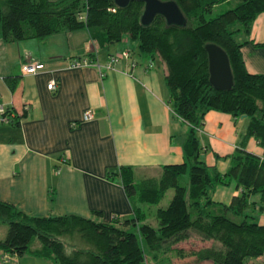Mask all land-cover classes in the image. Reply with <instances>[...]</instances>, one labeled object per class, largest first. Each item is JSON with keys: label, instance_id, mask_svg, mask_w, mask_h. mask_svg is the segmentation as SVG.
Listing matches in <instances>:
<instances>
[{"label": "trees", "instance_id": "16d2710c", "mask_svg": "<svg viewBox=\"0 0 264 264\" xmlns=\"http://www.w3.org/2000/svg\"><path fill=\"white\" fill-rule=\"evenodd\" d=\"M174 1L185 14L186 25L169 23L161 14L144 24L141 1L120 7L115 0H0V39L5 42L43 40L81 28L90 31L98 47L126 35L136 40L143 54L166 65L169 102L190 127L183 142V163L165 165L161 177L140 183L135 182L132 169L120 172L135 205L157 206V224L146 221L137 210L132 218L107 223L75 214L29 215L0 200V222L8 226L0 249L6 254L14 257L32 250L56 264H159L167 258L173 264L178 259L181 264H251L246 258L264 256V224L253 200L254 195L264 200V160L241 148L221 173L203 159L205 148L198 135L205 114L217 110L234 117L247 115V136L264 146V74L247 70L241 49L248 40L239 38L243 32L250 34L255 18L264 13V0H240L216 16L211 15L214 7L228 0ZM83 15L85 20L80 19ZM208 43L218 44L229 55L234 74L230 90H218L210 83ZM12 115L8 109L6 116ZM11 120L19 124L18 119ZM233 180L240 193L231 203L214 201L216 186ZM170 188L174 196L163 207L160 204ZM192 238L202 244L179 245ZM35 242L40 246L33 249Z\"/></svg>", "mask_w": 264, "mask_h": 264}, {"label": "crops", "instance_id": "0c3cea01", "mask_svg": "<svg viewBox=\"0 0 264 264\" xmlns=\"http://www.w3.org/2000/svg\"><path fill=\"white\" fill-rule=\"evenodd\" d=\"M239 38L248 40L241 49L247 70L264 74V13L255 18L250 34L243 32ZM121 41L125 44L98 47L87 28L43 40L0 39V103L19 121L0 128V200L29 215L75 214L107 223L132 218L137 210L154 224L157 206L135 205L120 172L132 169L135 182L140 183L159 178L165 165L183 163V142L190 127L169 102L166 65L143 54L136 40L123 37ZM124 50H130L132 57L107 70L110 56ZM81 58L94 64L71 67ZM30 60L43 63L44 68L23 73V63ZM53 80L57 85L50 89ZM90 109L95 116L84 121ZM249 123L248 117L208 111L198 132L206 163L225 173L230 157L241 148L264 160V146L247 136ZM239 193L236 181L219 184L213 200L230 204ZM253 200L264 224V200L260 195ZM4 225L0 239L8 231ZM193 243L201 241L192 238L179 245ZM39 246L35 242L33 249ZM5 254L0 249V264H56L32 250L10 261L3 259Z\"/></svg>", "mask_w": 264, "mask_h": 264}, {"label": "water", "instance_id": "95a60500", "mask_svg": "<svg viewBox=\"0 0 264 264\" xmlns=\"http://www.w3.org/2000/svg\"><path fill=\"white\" fill-rule=\"evenodd\" d=\"M131 1L144 3L141 18L144 24L151 23L158 14L163 15L169 23H187L185 14L174 0H115L120 7H126ZM206 50L209 55L210 83L218 90H230L234 85V74L228 53L216 43H208Z\"/></svg>", "mask_w": 264, "mask_h": 264}, {"label": "built area", "instance_id": "2783aa9c", "mask_svg": "<svg viewBox=\"0 0 264 264\" xmlns=\"http://www.w3.org/2000/svg\"><path fill=\"white\" fill-rule=\"evenodd\" d=\"M80 19L85 20L86 16H80ZM132 57V52L130 50H124L121 52V54H113L110 56L109 58V63L107 65V70H114L117 66L118 63H120V61L122 59H130ZM94 64L93 61L89 60L88 58L85 59H78L75 60L72 64L71 67H81V66H89ZM137 65L136 61L132 62V66L135 67ZM44 68V64L38 61H26L25 63H23L22 65V71L23 73H27V74H35L40 72L42 69ZM57 83L53 80L49 83L48 87L50 89H54L56 88ZM8 111V109L6 108V106L2 103H0V122H4V123H10L12 120V116H6V112ZM95 116V111L90 109L85 111L84 113V117L83 120L84 121H90L94 118ZM12 255L10 254H5L3 259L5 261H10L12 259Z\"/></svg>", "mask_w": 264, "mask_h": 264}, {"label": "rangeland", "instance_id": "374dc122", "mask_svg": "<svg viewBox=\"0 0 264 264\" xmlns=\"http://www.w3.org/2000/svg\"><path fill=\"white\" fill-rule=\"evenodd\" d=\"M239 1L240 0H228V1H226V2H222V3H220V4H218V5H216L215 7H214V9H213V12L211 13V15L212 16H216V15H218L219 13H222V12H224V11H226V10H228V9H230V8H233V7H235L238 3H239ZM124 37H129L128 35H126V36H124ZM123 44H125V42L124 41H118V42H116V43H114V44H111L112 45V47H114V46H121V45H123ZM122 52V51H121ZM121 52L120 53H116V54H121ZM4 122H0V128L4 125L3 124ZM159 176H157V177H161V175H162V171L161 172H159ZM185 178H186V180L187 179H189V175L188 174H186L185 175ZM234 181V180H233ZM173 196H174V189L173 188H170L167 192H166V194H165V196H164V198H163V200H162V202H161V206H163V207H167L169 204H170V202H171V200H172V198H173ZM154 221V224H157V219L155 218V217H153L152 218ZM2 225H4V223H1L0 222V227H2ZM4 227L5 228H7L8 229V226L6 225H4ZM0 229H2V228H0ZM191 243V242H190ZM190 243H188V244H190ZM196 245H201V244H196ZM206 245H208V244H206ZM203 246V245H202ZM190 248V247H189ZM190 249H193V246H191V248ZM149 259L151 260V258L149 257ZM164 261H161L159 264H162ZM173 264L172 263V261L171 260H169L168 258L165 260V262L163 263V264ZM246 262H248V263H251V264H264V256H262V257H259V258H255V257H248V258H246Z\"/></svg>", "mask_w": 264, "mask_h": 264}]
</instances>
